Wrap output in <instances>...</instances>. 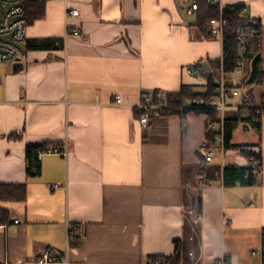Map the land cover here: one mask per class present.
<instances>
[{"label": "crops", "instance_id": "0c3cea01", "mask_svg": "<svg viewBox=\"0 0 264 264\" xmlns=\"http://www.w3.org/2000/svg\"><path fill=\"white\" fill-rule=\"evenodd\" d=\"M219 2L245 5L262 24L253 53L261 57L260 83L241 94L263 101L264 0ZM190 7V0L27 6L23 68L0 69V184L27 187L25 203L0 202L12 216L0 227V264H41L47 251L59 262L46 264H148L173 256L177 242L180 264H264V120L260 131L233 132L232 144L262 155L256 184L233 187L224 185L225 167L251 160L228 151L206 163L204 115L168 116L149 133L140 125L147 93L206 91L208 76L188 75L187 67L219 77L213 65L223 60V42L205 35ZM65 141V157L46 156L41 175L28 176V146Z\"/></svg>", "mask_w": 264, "mask_h": 264}, {"label": "built area", "instance_id": "2783aa9c", "mask_svg": "<svg viewBox=\"0 0 264 264\" xmlns=\"http://www.w3.org/2000/svg\"><path fill=\"white\" fill-rule=\"evenodd\" d=\"M48 0H0V65H17L23 62L25 57L24 46L27 40V6L31 3H43ZM210 6H217L221 10L218 19L211 20L205 30V35L209 38H215L223 42L224 33L229 25L228 20L223 16V5L219 0H206ZM198 4L191 3L189 14H196ZM78 16L79 12L73 11L69 13ZM247 14V9L242 11V15ZM75 36L84 37L80 31H73ZM240 49H244L251 43V37L241 33L238 37ZM185 72L188 75L203 74L212 77L215 83L214 91L206 99L194 98L189 100L180 109L183 111L210 110L219 113L218 122L211 125L213 132V143L208 149L203 150L205 162L211 164L217 157L225 159L228 151L226 148V127L228 122H233L236 129L244 132L251 130L249 123L253 114L264 116V105L262 101H254L249 94H241V86L243 81L236 76L242 75L241 67L236 71L227 73L223 68L219 71V77H215L205 72L201 66L194 65L187 67ZM1 84V83H0ZM183 91H190L183 88ZM242 97L241 105H233L228 103L232 98ZM169 94L163 89H156L144 96L142 103L137 107L139 121L142 129L148 133L153 129L154 125L161 119L167 118ZM116 104L123 103L122 97H115ZM229 112H234L235 116L230 117ZM68 154V143L65 141L59 144L48 145L42 151L37 153L38 160L43 161L46 156L58 155L65 157ZM55 189L59 185L54 186ZM193 218L197 221L201 220V215L193 214ZM16 225L20 222L15 221ZM7 226H4L6 228ZM59 260L52 257L51 252L47 251L40 260L41 264L58 263ZM154 264H169L167 261H158ZM218 264H229L227 259H222Z\"/></svg>", "mask_w": 264, "mask_h": 264}, {"label": "trees", "instance_id": "16d2710c", "mask_svg": "<svg viewBox=\"0 0 264 264\" xmlns=\"http://www.w3.org/2000/svg\"><path fill=\"white\" fill-rule=\"evenodd\" d=\"M198 4V11L196 12V25L205 32L206 27L211 20L218 19L221 15V10L217 6H210L206 0H190V3ZM247 9L245 5H231L226 6L223 10V16L228 20L229 25L224 33L223 40V60L217 61L213 65V70L218 72L223 66L227 73L236 71L242 66L246 60H251V74L248 76L243 85H255L260 83L261 77V57L259 54L253 58V53L258 48V39L262 33V24L259 20H255L247 14L242 15V11ZM28 22V17H27ZM243 33L251 37V43L244 49H240L238 37ZM34 49L50 48V44L34 45ZM244 64V63H243ZM241 86L243 88L244 86ZM183 88H188L190 91H183ZM215 83L212 77H207L206 91L197 92L190 86H183L178 93H169L167 115H185L191 110L183 111L180 108L185 105L189 100L194 98L206 99L214 91ZM264 105V99L262 101ZM207 118V138L205 145L200 152L203 155V150L208 149L213 143V132L211 125L218 122L219 113L210 110L195 111ZM264 115V110H263ZM167 116V117H168ZM264 116L253 114L249 123L251 130L260 131ZM236 127L233 122H228L226 127V148L227 151H238L251 160L250 165L247 167H240L236 165H227L224 169V185L233 187L236 185L253 186L256 184L257 175L262 168V155L261 153L253 152L248 145H234L232 144V135ZM48 145H30L27 147V174L29 177H39L41 175V161L38 160L37 153L42 151ZM27 200V187L25 184H0V202L22 204ZM12 216L9 210L0 207V227L7 226L11 223ZM181 245L176 243L175 253L171 257H151L148 264H154L158 261H167L169 264H180L181 261Z\"/></svg>", "mask_w": 264, "mask_h": 264}, {"label": "rangeland", "instance_id": "374dc122", "mask_svg": "<svg viewBox=\"0 0 264 264\" xmlns=\"http://www.w3.org/2000/svg\"><path fill=\"white\" fill-rule=\"evenodd\" d=\"M251 60H246L245 62H244V66H243V73H244V76H246V77H248L250 74H251ZM2 68V66L0 65V69ZM221 68H223V66H221ZM220 71H221V69H220ZM237 77V79H239V76H236ZM228 115L230 116V117H234V115H235V113L234 112H229L228 113ZM240 133H242L243 135H246L245 133L246 132H244V131H239L238 132V135H242V134H240ZM248 133V132H247ZM249 133H251V132H249Z\"/></svg>", "mask_w": 264, "mask_h": 264}, {"label": "water", "instance_id": "95a60500", "mask_svg": "<svg viewBox=\"0 0 264 264\" xmlns=\"http://www.w3.org/2000/svg\"><path fill=\"white\" fill-rule=\"evenodd\" d=\"M22 68H23V64H22V63L17 64V65L14 66V72H18V71H20Z\"/></svg>", "mask_w": 264, "mask_h": 264}, {"label": "bare ground", "instance_id": "6f19581e", "mask_svg": "<svg viewBox=\"0 0 264 264\" xmlns=\"http://www.w3.org/2000/svg\"><path fill=\"white\" fill-rule=\"evenodd\" d=\"M200 66V65H199Z\"/></svg>", "mask_w": 264, "mask_h": 264}]
</instances>
